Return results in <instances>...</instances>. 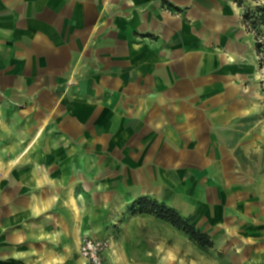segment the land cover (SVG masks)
I'll return each mask as SVG.
<instances>
[{
  "label": "crops",
  "instance_id": "crops-1",
  "mask_svg": "<svg viewBox=\"0 0 264 264\" xmlns=\"http://www.w3.org/2000/svg\"><path fill=\"white\" fill-rule=\"evenodd\" d=\"M256 53L236 0H0V93L35 105L46 90L40 125L1 122L17 155L0 161V261L79 253L98 201L164 185L208 194L227 233L264 218ZM54 119L75 143L38 145Z\"/></svg>",
  "mask_w": 264,
  "mask_h": 264
},
{
  "label": "rangeland",
  "instance_id": "rangeland-1",
  "mask_svg": "<svg viewBox=\"0 0 264 264\" xmlns=\"http://www.w3.org/2000/svg\"><path fill=\"white\" fill-rule=\"evenodd\" d=\"M236 2L243 10L244 27L252 35L256 47L258 82L261 90L262 127H264V21L255 27L249 25L245 19V14L248 11L255 10L257 6L264 7V0H236ZM45 91L43 89L38 92V101H41L42 104L35 105L34 103L30 105L16 103L10 95L0 93L1 162L7 163L17 155V153L10 152L8 148L12 144V138L2 128V120L5 124L12 126L14 123L15 127L22 128L27 126L31 118L36 126L40 125V120L46 109V98L42 94ZM51 91L58 97L68 92L67 88L61 87ZM65 134L67 135V130L62 129L60 122L58 123L54 119L39 137L38 145L51 142L69 143V141L71 144L75 143ZM2 169L0 168V170ZM260 173L264 178V163ZM160 188V199H157L153 194L140 195L137 199L141 196H148L153 200L166 203L182 216L189 218L197 228L209 234L214 241V246L202 248L188 235L175 229L164 220L152 215L133 214L131 207L137 199L122 203L100 200L97 202V211L92 209L95 210V214L86 215L85 221L87 225L88 223L98 224L96 233L91 232V234L106 243L103 264H264V218L260 220L262 223L258 221L257 216H255V222L253 218L249 217L234 218L235 224L242 223V225L239 226V231L227 233L220 222L212 221L206 215V202H209L208 194L204 195L198 192L179 194L173 193L171 186L164 185ZM259 188L264 194V183ZM202 198L203 200H198ZM85 200H87V205H92L91 200ZM251 202L248 201L247 204ZM240 219L245 222H241ZM62 245L49 249L50 254L53 253L55 257L61 258L60 261L47 264H82L81 256L77 250L71 248L70 244L68 247H65L64 243ZM43 252L46 251L43 250ZM14 260L18 261L16 257ZM10 262H12L10 259H4L0 261V264H9Z\"/></svg>",
  "mask_w": 264,
  "mask_h": 264
},
{
  "label": "trees",
  "instance_id": "trees-1",
  "mask_svg": "<svg viewBox=\"0 0 264 264\" xmlns=\"http://www.w3.org/2000/svg\"><path fill=\"white\" fill-rule=\"evenodd\" d=\"M245 19L249 25L257 27L264 21V7L257 6L255 10L248 11L245 14ZM131 212L133 214L152 215L168 222L175 229L188 235L192 241L202 248H212L214 246V241L209 234L197 228L189 218L182 216L164 202L153 200L148 196H141L134 201Z\"/></svg>",
  "mask_w": 264,
  "mask_h": 264
},
{
  "label": "built area",
  "instance_id": "built-area-1",
  "mask_svg": "<svg viewBox=\"0 0 264 264\" xmlns=\"http://www.w3.org/2000/svg\"><path fill=\"white\" fill-rule=\"evenodd\" d=\"M106 251V243L90 237L82 238L79 254L86 264H103V256Z\"/></svg>",
  "mask_w": 264,
  "mask_h": 264
},
{
  "label": "bare ground",
  "instance_id": "bare-ground-1",
  "mask_svg": "<svg viewBox=\"0 0 264 264\" xmlns=\"http://www.w3.org/2000/svg\"><path fill=\"white\" fill-rule=\"evenodd\" d=\"M73 203H74V200H73ZM77 208V207H76ZM76 235H75V239H76V243H77V246H78V244H79V241H80V236H79V231H80V225H78L77 227H76Z\"/></svg>",
  "mask_w": 264,
  "mask_h": 264
}]
</instances>
